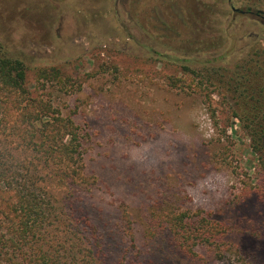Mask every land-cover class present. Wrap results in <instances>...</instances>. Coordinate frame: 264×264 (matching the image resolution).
I'll return each instance as SVG.
<instances>
[{
	"label": "rangeland",
	"instance_id": "rangeland-1",
	"mask_svg": "<svg viewBox=\"0 0 264 264\" xmlns=\"http://www.w3.org/2000/svg\"><path fill=\"white\" fill-rule=\"evenodd\" d=\"M232 14L228 0H0V50L82 143L73 195L52 186L60 167L41 173L60 205L47 245L75 264H264V168L247 130L264 123V25ZM48 66L81 87L37 83Z\"/></svg>",
	"mask_w": 264,
	"mask_h": 264
},
{
	"label": "trees",
	"instance_id": "trees-1",
	"mask_svg": "<svg viewBox=\"0 0 264 264\" xmlns=\"http://www.w3.org/2000/svg\"><path fill=\"white\" fill-rule=\"evenodd\" d=\"M189 77L194 80L193 76ZM35 78L41 85L55 80L82 85L79 78L65 75L57 66L36 68ZM169 78L175 86L191 84L186 78ZM260 89L264 97V87ZM257 110H243L241 120L259 118ZM234 115L239 117L237 112ZM253 123L247 126L251 147L264 168V123ZM0 135L5 142L0 150V221L7 222L6 226L0 224V264H75L78 262L75 250H71L73 255L64 257L58 248L44 241L42 233L49 231L54 218L59 217L60 205L53 195L50 201H45L38 185L43 177L41 173L58 167L63 172L59 170L58 174L49 176L52 186L59 183L67 189V194L73 195L81 179L76 168L82 148L78 127L32 89L24 61L5 51L0 52ZM10 142H16L28 154L24 158L16 156L11 147L7 148ZM9 159L18 161L20 172V168L13 169Z\"/></svg>",
	"mask_w": 264,
	"mask_h": 264
},
{
	"label": "flooded vegetation",
	"instance_id": "flooded-vegetation-1",
	"mask_svg": "<svg viewBox=\"0 0 264 264\" xmlns=\"http://www.w3.org/2000/svg\"><path fill=\"white\" fill-rule=\"evenodd\" d=\"M229 5L232 11V19H236L238 17H248L254 16L256 20L260 21L264 25V0H259L260 4H237L235 0H228ZM248 1V0H244ZM258 1V0H257Z\"/></svg>",
	"mask_w": 264,
	"mask_h": 264
}]
</instances>
